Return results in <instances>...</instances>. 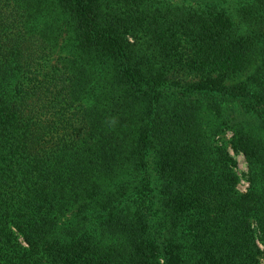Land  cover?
<instances>
[{"label": "trees", "instance_id": "obj_1", "mask_svg": "<svg viewBox=\"0 0 264 264\" xmlns=\"http://www.w3.org/2000/svg\"><path fill=\"white\" fill-rule=\"evenodd\" d=\"M0 264H264V0H0Z\"/></svg>", "mask_w": 264, "mask_h": 264}, {"label": "rangeland", "instance_id": "obj_2", "mask_svg": "<svg viewBox=\"0 0 264 264\" xmlns=\"http://www.w3.org/2000/svg\"><path fill=\"white\" fill-rule=\"evenodd\" d=\"M170 1H172L174 3H178L181 0H170ZM228 1L230 2L231 0H227V2ZM251 73H252V67H248L245 71H243L241 73H237L235 75L224 78V83L226 85H235V84L244 82V81L249 79V77L251 76ZM222 139L225 142H227V144L229 146V152L235 160L234 170L239 177V184H238L237 188L240 192H245L246 188H247V181L245 178L247 168H246V163H245L244 157L241 154L235 153L234 151H232V149L229 145L230 132H226V134L222 137Z\"/></svg>", "mask_w": 264, "mask_h": 264}]
</instances>
